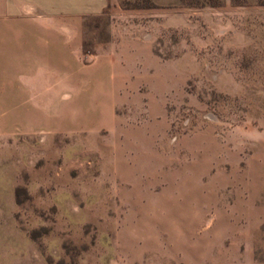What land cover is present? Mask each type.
I'll list each match as a JSON object with an SVG mask.
<instances>
[{
	"label": "rangeland",
	"instance_id": "1",
	"mask_svg": "<svg viewBox=\"0 0 264 264\" xmlns=\"http://www.w3.org/2000/svg\"><path fill=\"white\" fill-rule=\"evenodd\" d=\"M71 48L143 99L3 143L0 264H264V0H107Z\"/></svg>",
	"mask_w": 264,
	"mask_h": 264
},
{
	"label": "crops",
	"instance_id": "2",
	"mask_svg": "<svg viewBox=\"0 0 264 264\" xmlns=\"http://www.w3.org/2000/svg\"><path fill=\"white\" fill-rule=\"evenodd\" d=\"M106 4L107 0H0V198L7 191L13 199L19 169L26 166L24 150L15 151L13 145L10 156L3 143L31 139L41 130L48 134L54 122H60L62 130L70 122L82 128L89 84L94 85L90 97H107L106 116L118 132L124 129L116 108L143 99L141 85L128 83L123 66H85L70 49L85 18L100 14ZM101 72L110 82L121 77L123 88H103L105 82L97 76Z\"/></svg>",
	"mask_w": 264,
	"mask_h": 264
},
{
	"label": "trees",
	"instance_id": "3",
	"mask_svg": "<svg viewBox=\"0 0 264 264\" xmlns=\"http://www.w3.org/2000/svg\"><path fill=\"white\" fill-rule=\"evenodd\" d=\"M137 5V4H136Z\"/></svg>",
	"mask_w": 264,
	"mask_h": 264
}]
</instances>
